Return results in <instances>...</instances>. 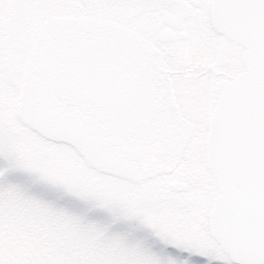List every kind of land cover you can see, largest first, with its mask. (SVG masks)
<instances>
[{
  "label": "snow or ice",
  "instance_id": "snow-or-ice-1",
  "mask_svg": "<svg viewBox=\"0 0 264 264\" xmlns=\"http://www.w3.org/2000/svg\"><path fill=\"white\" fill-rule=\"evenodd\" d=\"M6 153L186 264H264V0H0ZM0 264L153 259L0 194Z\"/></svg>",
  "mask_w": 264,
  "mask_h": 264
},
{
  "label": "trees",
  "instance_id": "trees-1",
  "mask_svg": "<svg viewBox=\"0 0 264 264\" xmlns=\"http://www.w3.org/2000/svg\"><path fill=\"white\" fill-rule=\"evenodd\" d=\"M6 156L9 159L7 169L13 166L19 167L22 176L16 182L20 184V187H16L14 192H9L0 183V194H3L5 198L9 194L22 197L40 209L72 221L83 228L94 230L102 237L118 239L134 250L150 254L153 264H173L168 257L157 253L139 235L142 225L141 222H137L138 217L125 213V220L120 221L122 219L120 212L123 210L116 202L93 196L80 187L53 180L36 170L31 172V169H28L19 157L10 153H6ZM1 171L4 174L8 172L6 168ZM3 176V180L8 178L6 175ZM11 179L14 181L13 178Z\"/></svg>",
  "mask_w": 264,
  "mask_h": 264
},
{
  "label": "rangeland",
  "instance_id": "rangeland-1",
  "mask_svg": "<svg viewBox=\"0 0 264 264\" xmlns=\"http://www.w3.org/2000/svg\"><path fill=\"white\" fill-rule=\"evenodd\" d=\"M11 155V154H10ZM11 170H13V171H18L20 174L19 175H16V176H13L12 178L14 179V181H15V183H14V181L12 180V179H8L7 177V179H5V180H3L2 182H0V183H2L3 184V186H5L6 187V189L9 191V192H14V191H16V187H20V184H16V182H17V180L19 179V177L20 176H22V173L20 172V170H19V167H15V166H13V167H11L10 168ZM10 169H7L6 168V170L7 171H9ZM29 169V168H28ZM3 170V169H2ZM23 170V169H22ZM25 170H27V169H25ZM34 171V169H31V172H33ZM26 172V171H25ZM30 172V171H29ZM0 175H4V172H2L1 170H0ZM121 212H123V214L121 215ZM120 212V216H121V220L120 221H122V220H125V212L124 211H121ZM139 218V217H138ZM137 218V222L139 221V222H141V225H143V221L139 218L138 219ZM119 221V222H120ZM125 222V221H124ZM122 226V225H121ZM122 228H124L123 226H122ZM154 249V248H153ZM155 251L157 252V253H159V254H161V255H163V256H166V257H168V259L170 260V262L171 263H173V264H186V261H184V260H182L179 256H174V255H171V254H167V253H165L163 250H158V249H155Z\"/></svg>",
  "mask_w": 264,
  "mask_h": 264
}]
</instances>
